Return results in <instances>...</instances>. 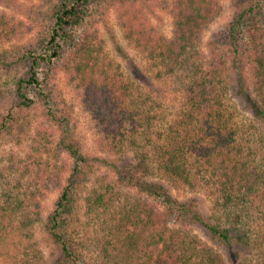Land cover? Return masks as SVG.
Returning <instances> with one entry per match:
<instances>
[{
  "label": "trees",
  "instance_id": "trees-1",
  "mask_svg": "<svg viewBox=\"0 0 264 264\" xmlns=\"http://www.w3.org/2000/svg\"><path fill=\"white\" fill-rule=\"evenodd\" d=\"M149 1L173 17L171 36L153 25L133 0H118L121 26L146 55L151 64L147 69L178 85L179 102L170 117L164 103L146 96L138 82L127 84L105 75L95 34L83 26L90 0H53L20 54L13 60L0 55L2 69L25 65L24 74L1 96L0 137L41 97L46 121L58 135L57 149L74 158L46 219L47 234L60 252L59 264H97L88 260L71 226L90 156L72 142L76 124L67 105L52 98V79L74 72L83 102L100 118L102 151L135 154V162L125 173L118 172L115 184L102 183L86 197L89 208L99 207L109 216L99 264H229L194 232L195 225L223 247L246 249L248 256L237 264H264V0L242 6L237 19L213 36L209 52L203 41L222 12V0ZM3 29L0 24V36ZM243 39L244 49L239 44ZM231 49L237 56L243 50L248 53L254 86L247 88L243 77L237 78L238 93L251 116L246 121L236 117L229 103V70L240 68L238 57L229 62ZM44 133L51 142L52 131ZM155 176L204 193L211 200L210 217L195 199L179 200ZM123 185L137 194L119 197L117 187ZM37 195L21 178L15 189L4 191L11 209L25 213L21 231L31 240V225L42 220Z\"/></svg>",
  "mask_w": 264,
  "mask_h": 264
},
{
  "label": "rangeland",
  "instance_id": "rangeland-1",
  "mask_svg": "<svg viewBox=\"0 0 264 264\" xmlns=\"http://www.w3.org/2000/svg\"><path fill=\"white\" fill-rule=\"evenodd\" d=\"M133 1L142 6L143 14L153 25H157L162 33L171 36L173 17L166 10L154 1ZM251 1L253 0H222V12L205 34V51L209 52L213 36L224 31L235 21L240 8ZM52 2L53 0H0V24H4L0 36V55L13 60L20 54L22 45L34 38L40 14L46 11ZM120 7L118 0H90L88 5L89 17L87 24L85 22L83 26L88 25L89 31L95 34L94 43L100 46L102 69L111 79L120 77L127 84H131L132 80L138 82L144 88L146 96L164 103L170 117L174 106L179 102V94L175 91L178 90V85L165 76L160 79L153 71L147 69L151 64L146 55L126 37L121 26ZM239 44L243 46L242 49L245 48L244 39L240 40ZM232 50L228 52L229 62L233 63L232 56L238 57L237 64L240 68L231 66L229 70V103L236 117L246 121L251 116L245 108L244 99L238 93L237 78L241 75L247 88L254 86L248 70L249 58L247 50H243L240 56L233 54ZM23 67L25 65L18 64L14 68L6 67L7 70L0 68V99L12 87L13 80L19 74H24ZM76 78L74 72L60 73L54 77L51 82L52 98L67 105L76 124L72 142L84 154L90 156L86 176L76 196V221L71 226L75 228L76 236L82 242L81 248L87 254L88 260L99 264L103 229L106 222H109V216L99 207L95 211L92 210L93 207L89 208L86 197L102 183L115 184L118 172L125 173L130 164L135 162V154L133 150L116 154L102 151L98 144L102 126L100 118L96 117L89 102H83V94L78 89L80 81ZM31 94L36 97L35 92ZM38 102L39 104L30 110L10 133L0 137V264H59L60 260V252L49 238L45 222L66 184L74 158L62 149H57L58 135L46 121L41 97ZM44 130L52 131L51 142ZM15 167L18 171H13ZM20 178L23 185L29 184L38 192L35 201L40 205L42 220L30 227L34 234L33 240L28 239L21 231L20 222L25 213L13 211L4 196V191L15 189ZM154 179L163 183L179 200L195 199L199 210L207 219L210 217L211 200L204 193L191 191L159 176ZM123 186L117 187L119 197L122 198L126 193L129 196L137 194L135 188L128 189ZM193 230L205 242L222 252L229 264H237L243 256H248L244 248L223 247L200 225H195Z\"/></svg>",
  "mask_w": 264,
  "mask_h": 264
}]
</instances>
